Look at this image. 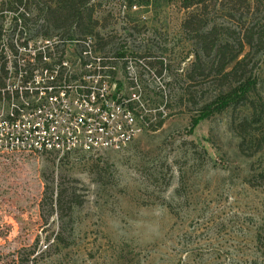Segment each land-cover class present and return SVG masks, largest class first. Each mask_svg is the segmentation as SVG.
<instances>
[{
  "label": "rangeland",
  "instance_id": "1",
  "mask_svg": "<svg viewBox=\"0 0 264 264\" xmlns=\"http://www.w3.org/2000/svg\"><path fill=\"white\" fill-rule=\"evenodd\" d=\"M182 1L98 3L91 35L102 54H125L117 78L141 97L148 126L98 158L0 156V264H264V182L253 181L264 172V50L252 97L262 123L243 147L235 125L252 115L248 106L195 127L214 93L186 77L195 49ZM251 2V10L222 7L217 22L264 24V0ZM46 23L35 10H0V64L12 65V48L34 52ZM61 184L73 194L63 212L51 202Z\"/></svg>",
  "mask_w": 264,
  "mask_h": 264
},
{
  "label": "built area",
  "instance_id": "2",
  "mask_svg": "<svg viewBox=\"0 0 264 264\" xmlns=\"http://www.w3.org/2000/svg\"><path fill=\"white\" fill-rule=\"evenodd\" d=\"M47 25L27 58L12 48V65L0 64V156L98 158L125 150L148 126L141 97L117 78L125 54H102L91 35L50 37Z\"/></svg>",
  "mask_w": 264,
  "mask_h": 264
},
{
  "label": "trees",
  "instance_id": "3",
  "mask_svg": "<svg viewBox=\"0 0 264 264\" xmlns=\"http://www.w3.org/2000/svg\"><path fill=\"white\" fill-rule=\"evenodd\" d=\"M100 1L11 0L7 2V8H5L6 3L3 4V10L13 11L18 6L28 11H37L38 17L48 23L45 35H50L51 30L69 34L76 25V32L85 36L93 33L87 22L94 20ZM251 1H182L183 9L192 10L183 21L182 29L193 42L195 49V59L190 65L186 77L192 83L210 82L214 93L213 97L201 106L199 115L194 118L193 125L196 127L200 122L222 114L230 108L248 106L252 109V115L235 125V133L242 138V147L251 131L255 130L256 125L262 123L261 116L263 114L259 112V107L252 97L257 87L256 51L264 50V24L248 22L243 26L233 27L226 22H217L215 12H222V7L229 6H246L251 10L256 6V3ZM125 5L130 10L137 6L133 1L127 2ZM188 95L194 96L190 90ZM257 180L264 182V172L254 177L253 181ZM252 185L256 186V184ZM49 191L50 188L46 187L44 198L48 196ZM72 197L73 194L69 188H65L63 184L57 186V190L51 188L52 207L55 204L60 212L66 209L68 205L66 200ZM69 210H72V205Z\"/></svg>",
  "mask_w": 264,
  "mask_h": 264
}]
</instances>
